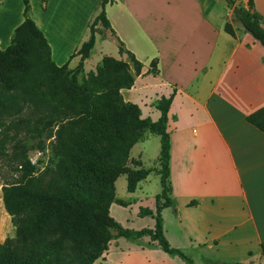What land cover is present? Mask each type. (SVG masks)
<instances>
[{
    "label": "crops",
    "instance_id": "1",
    "mask_svg": "<svg viewBox=\"0 0 264 264\" xmlns=\"http://www.w3.org/2000/svg\"><path fill=\"white\" fill-rule=\"evenodd\" d=\"M9 1L0 0L1 50L10 46L15 29L24 22L23 0L16 23L8 19ZM251 1L252 13L261 17L264 26V0ZM38 2L40 14L33 13V0H29V18L43 34L54 65L71 67L80 59L77 53L89 38L100 0ZM238 2L245 7L248 0ZM206 4L207 0H112L105 7L112 30H107V40L116 39L124 52L142 60L119 24L127 19L132 36L149 42L155 52L167 50L174 61L196 56L182 72L185 81L166 80L169 91L162 96L168 98L175 92L167 123L171 206L161 211L163 235L169 245L194 264H205V260L264 264V134L245 120L264 107V48L240 26L234 30L235 37L224 28L216 31ZM113 6L120 7V17H110ZM141 7L149 8L148 12L138 9ZM81 22L84 29L79 31ZM144 28L150 29L149 34ZM124 56L118 53L117 59ZM156 59L151 56L140 62L141 75L122 94L126 102L139 106L142 118L152 122L160 117L152 102L162 97H145L137 103L125 94L137 92L145 77L159 75ZM152 61H156V75L148 73ZM152 136L148 134L145 140ZM157 169L152 173L157 175ZM118 240H112L94 264H108L110 246ZM139 241L131 247L135 254L130 261L119 264H149L148 259L150 264H185L162 252L149 237Z\"/></svg>",
    "mask_w": 264,
    "mask_h": 264
},
{
    "label": "rangeland",
    "instance_id": "2",
    "mask_svg": "<svg viewBox=\"0 0 264 264\" xmlns=\"http://www.w3.org/2000/svg\"><path fill=\"white\" fill-rule=\"evenodd\" d=\"M232 1L234 6L241 5L238 0ZM248 2L245 9H249ZM204 7L211 16L212 27L216 31L220 29L223 31L226 23H229L233 30L238 28L239 25L232 21V11L226 0H212V2L207 0ZM98 8L99 14L100 4ZM21 9L22 0H10L7 5L8 19L16 23L21 18ZM51 9L55 8L52 6ZM119 9L120 7L116 6L110 8V17H120ZM138 9L148 12L149 8ZM32 10L33 13H41V4L38 0H33ZM249 10L252 12L251 9ZM119 24L125 34L131 38L129 44L138 51L142 59L140 62L151 56L155 57L159 70L157 77H145L138 86L137 92H127L125 97H130L137 103L145 97L160 98L166 96L169 91L166 80L181 78L185 81L182 72L186 66H189L191 58L196 56H185L179 61H174V56L168 54L167 50L164 53L155 52L149 42L132 36L131 23L127 19H121ZM82 27L81 22L78 30L82 31L84 29ZM144 31L149 34L150 29L144 28ZM93 32L97 46L94 45L82 64L78 59L79 61L73 63L71 67L67 65L62 72L54 69L47 57L44 58L38 40L30 41L28 48L31 54L21 56L23 70L13 68L12 63L8 61L0 63V82L15 88L13 93L0 88V140L3 138L7 140L4 155L0 156V245L6 240H17L13 219L6 212L3 204L2 187L7 182L23 185L30 181L31 177L14 171L15 168H19L24 154L34 166L32 178L44 177L48 171L58 167H69L82 176L79 184L82 188L92 180L91 175L85 171V167L90 164L94 165L96 171L108 170L115 165H124L131 170H137V164L145 170L158 168L160 151L158 137L153 135L145 140L148 132L144 133L137 144L126 152V157H123V147L131 142L127 132L113 125L108 127L100 125L99 120L106 118L103 106L105 102L115 98L117 91L124 103H130L126 102L122 95L128 90L119 88L131 80L134 85L136 67L126 54L124 59H117V41L107 40L109 34L107 30L98 25L93 28ZM206 38L210 37L206 36ZM4 51L0 49L1 53ZM111 61L125 63L126 71L115 72L111 68ZM195 61L198 62L196 59ZM148 73L156 75V61L150 63ZM155 102H152L154 107ZM136 106L139 108L138 105ZM76 165L80 170L74 168ZM148 177L146 182L143 181L138 185L134 193H128L126 190V176L116 180L113 198L117 204L111 205L110 217L121 228L140 231L153 227L154 216L144 219L141 217V212L155 210V196L161 193V186L159 176L151 173ZM97 187L95 189H98ZM54 230L53 224L46 225L42 230L41 240L57 238L58 234L54 233ZM108 235L114 237L116 231L110 229ZM139 243V240L119 238L117 244L110 246L108 264H119L120 261L124 263L126 259L130 261L129 258L135 254L131 247ZM64 247L65 253L69 256L66 260H70L76 245L64 241ZM17 252L20 255L25 253L23 244L18 246ZM147 261L150 264L151 259Z\"/></svg>",
    "mask_w": 264,
    "mask_h": 264
},
{
    "label": "trees",
    "instance_id": "3",
    "mask_svg": "<svg viewBox=\"0 0 264 264\" xmlns=\"http://www.w3.org/2000/svg\"><path fill=\"white\" fill-rule=\"evenodd\" d=\"M110 3L112 0H100V12L89 27V38L77 53L80 56V64L94 48L93 28L100 25L105 30H111L105 13V7ZM226 3L232 11V21L264 48V26L261 17L249 10L252 7V1L248 2L249 9H245L242 5L234 6L232 0H226ZM23 5L24 22L15 29L10 46L4 52H0V63L8 61L12 63L13 68L23 70L21 56L31 54L28 45L31 40H38L44 58L47 57L52 67L62 72L67 64L57 67L51 61L50 49L43 34L29 18V0H23ZM224 32L235 37L229 23L225 24ZM118 53L119 55L125 53L130 58L136 67V77L140 76L141 63L131 53L124 52L121 42L118 44ZM110 65L115 72L127 69L125 63L118 61H111ZM52 82L54 83L55 80L53 79ZM132 86L133 80L120 86L119 89L129 90ZM0 88L8 93L15 91L14 87L3 82H0ZM174 94L175 92L168 98L162 97L155 102V109L160 113V117L156 122H152L149 118L141 119L139 108L134 104L124 103L117 91L115 98L105 102L103 106L106 118L99 120L100 125L118 127L126 131L131 138V142L123 147V157H126V152L132 149L144 133L148 132L159 138L160 151L156 173L160 177L161 193L155 198L154 212L151 210L141 212V217L154 216L153 229L140 231L123 229L110 217V207L116 203L113 198L116 180L126 176V190L128 193H134L138 184L146 180L153 170H145L137 164V170H131L124 165H115L108 170L96 171L94 165L90 164L85 167V171L91 175L92 180L85 188H82L79 186L82 176L69 167H58L48 171L44 177L32 178L34 166L24 154L19 168H15L14 171L31 177L30 181L23 185L7 182L2 187L3 204L6 212L13 219L17 240H6L0 245V264H94L102 258L112 240L118 238L140 240L143 237H149L151 242L156 243L165 254L176 256L185 264H194L188 256L169 245L163 235L162 227L161 211L171 206L170 135L167 123ZM245 120L264 134V107L248 115ZM6 141V138L0 140V156L4 155ZM74 168L80 170L78 165ZM96 187L98 189H95ZM195 204L196 202H191L190 205ZM48 224L54 225L55 232H53L58 234V237L42 241V230ZM110 229L116 231L114 237L108 235ZM64 241H70L76 245L70 260H66L69 256L65 253ZM20 244L25 247L23 255L17 252ZM15 245L18 246L15 247ZM261 252L264 258V243L261 244ZM204 263L225 264L210 260H205Z\"/></svg>",
    "mask_w": 264,
    "mask_h": 264
}]
</instances>
